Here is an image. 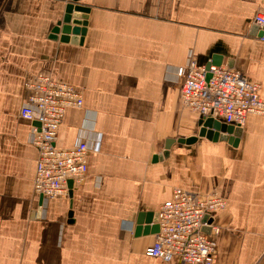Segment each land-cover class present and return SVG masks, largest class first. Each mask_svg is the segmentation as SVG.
Returning <instances> with one entry per match:
<instances>
[{
    "label": "crops",
    "instance_id": "crops-1",
    "mask_svg": "<svg viewBox=\"0 0 264 264\" xmlns=\"http://www.w3.org/2000/svg\"><path fill=\"white\" fill-rule=\"evenodd\" d=\"M72 1L0 0V264H169L145 253L157 221L136 228L175 187L228 202L215 216V264H264V116L247 117L237 145L181 143L205 118L183 105L178 75L216 59L259 82L264 99L254 29L264 0H81L82 43L51 38ZM47 72L84 101L67 109L56 145L91 147L84 180L56 198L35 192L36 123L20 114L27 77ZM168 139L169 155L155 161Z\"/></svg>",
    "mask_w": 264,
    "mask_h": 264
},
{
    "label": "built area",
    "instance_id": "built-area-1",
    "mask_svg": "<svg viewBox=\"0 0 264 264\" xmlns=\"http://www.w3.org/2000/svg\"><path fill=\"white\" fill-rule=\"evenodd\" d=\"M254 20L264 29V10ZM178 75L182 78L183 105L202 118L243 126L251 114L264 116L261 84L243 70L212 62L200 64L193 59L179 66ZM25 90L20 114L36 123L34 144L39 153L35 192L48 198L67 195L69 180L77 184L87 175L91 147L85 138L71 148L58 147L56 141L67 109L83 106L82 93L49 72L28 76ZM227 206L226 199L216 191L200 193L175 187L160 208L159 231L145 253L169 264H215L220 234L215 216Z\"/></svg>",
    "mask_w": 264,
    "mask_h": 264
},
{
    "label": "water",
    "instance_id": "water-1",
    "mask_svg": "<svg viewBox=\"0 0 264 264\" xmlns=\"http://www.w3.org/2000/svg\"><path fill=\"white\" fill-rule=\"evenodd\" d=\"M81 0H74L72 2H68L65 8V15L62 20H60L57 25L54 27L52 34L50 35L51 38L56 39L58 34L62 31L61 40L65 42H72V43H82L83 37L87 32V24H88V17L90 7L81 4ZM260 27L255 26L254 29H258L259 36L264 38V29H259ZM219 59V58H217ZM218 60L214 59L212 64L218 65ZM200 131L199 134L196 136H191L188 138L180 139L179 142L191 144L198 140L200 137H206L210 140H227L230 143L237 145L238 144V137L242 132V128L240 126H235L232 124H227L224 121L219 119H215L212 117H208L205 119L200 120ZM176 141V139H168L166 141L165 150L163 151L162 155L155 156V161L158 158L162 159L163 157H167L169 155V151L171 145ZM69 193L70 196L73 193V180H69ZM153 219L157 221V223L152 227V229L156 232L159 231V213L153 214H145L141 212L138 216L137 220V234L140 235L142 231V225L144 222L151 223ZM213 219H211L212 221ZM147 230L151 229V227L145 228ZM206 232H209V228L204 229ZM150 231V230H149Z\"/></svg>",
    "mask_w": 264,
    "mask_h": 264
}]
</instances>
